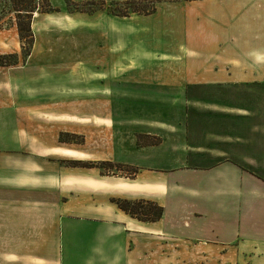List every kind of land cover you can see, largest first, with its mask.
Instances as JSON below:
<instances>
[{"label": "crops", "instance_id": "0c3cea01", "mask_svg": "<svg viewBox=\"0 0 264 264\" xmlns=\"http://www.w3.org/2000/svg\"><path fill=\"white\" fill-rule=\"evenodd\" d=\"M180 6L184 24L169 27L162 67L127 95L138 101L129 116L121 74L105 75L116 50L98 84L90 64L36 88L0 74V264H264V0ZM138 135L162 140L139 145ZM112 198L164 212L139 221Z\"/></svg>", "mask_w": 264, "mask_h": 264}, {"label": "rangeland", "instance_id": "374dc122", "mask_svg": "<svg viewBox=\"0 0 264 264\" xmlns=\"http://www.w3.org/2000/svg\"><path fill=\"white\" fill-rule=\"evenodd\" d=\"M185 2L189 1L0 0V57H5L3 61L8 64L16 63L0 66V70H3L0 74L12 75L14 79H21L22 83L31 84L32 88H36L47 80L51 81L49 78L51 75H58L60 79L71 81L64 73L70 77L69 75H73L70 71L72 69L73 73L77 72L75 77L79 79L84 72L82 68L87 73L86 68L90 64L89 77L94 84H98V79H102L99 78V73L103 68V62L113 59L112 53L116 50L118 53L115 57L116 65L119 66L115 72H110L112 67L107 65L105 68L108 71L105 75L110 79V73L121 74V83L117 84V90H122L123 114L129 116L132 108L138 105V101L133 102L136 99L127 95L139 92L142 89L141 82L147 79L148 73L162 67V51L168 48L165 46L166 42L173 36L172 31L169 32V27L180 24L183 26L184 22H180L177 13L178 11L181 14L185 13L186 9L180 6ZM154 4L155 12L147 14ZM15 5H18V8ZM18 9L34 12L30 18L25 12H21V18L18 20ZM18 22L23 27L27 23L30 25L32 44L29 43L30 39L25 32H23L25 38H21ZM74 69H77L76 72ZM113 74L112 77L115 76ZM37 78H42L43 81L34 82ZM114 99L119 100L112 97L113 106L116 103ZM106 100V109L109 110L110 99ZM99 104L103 108L102 98H92V109L93 106L98 109ZM62 138L67 140L66 143L75 146L84 142L80 134L61 133L59 135L61 142ZM155 139L159 142L162 140L155 136L149 141ZM76 161L61 160L60 164L71 166L69 164ZM89 163H93L95 168L105 174L132 176L134 169L136 173L138 172L137 168L130 166L116 168L114 166L116 164L110 162Z\"/></svg>", "mask_w": 264, "mask_h": 264}, {"label": "trees", "instance_id": "16d2710c", "mask_svg": "<svg viewBox=\"0 0 264 264\" xmlns=\"http://www.w3.org/2000/svg\"><path fill=\"white\" fill-rule=\"evenodd\" d=\"M187 1H195V0H187ZM159 2V1H156ZM18 8V5H15ZM51 9V8H49ZM156 8H155V4L153 6V8L147 12V14H153L155 12ZM19 12V16H18V20L19 18H21V12H25L28 18H30V16L32 15V12H34V10H22V9H18L17 10ZM134 12H138V11H134ZM18 26H19V32H20V36L22 39L25 38V35H23V32H25L27 34V36L30 39V44L33 43L32 37L33 35L31 34L30 31V25L27 23L25 27H23L19 22H18ZM27 56H29V53L27 54ZM5 59V57H0V66L5 67V66H10V65H15L14 64H8L6 63V61L4 62L3 60ZM153 137H148V136H142V135H138V144L142 145L144 143L147 144H157L159 142V140H150ZM63 142H67V140H64L63 138L61 139ZM147 142H144V141ZM69 165L74 166V167H85V168H93L95 165L93 163H85V162H81V161H76V162H71ZM116 168H122L124 167L123 165H119L116 164L114 165ZM136 169H134L133 175L134 176L136 174L135 172ZM111 202L114 203L120 210L124 211L125 213L129 214L131 217L138 219L139 221H144V222H156L158 220L161 219L164 209L162 206H160L159 204H157L156 202L153 201H149V200H128V199H121V198H112Z\"/></svg>", "mask_w": 264, "mask_h": 264}]
</instances>
